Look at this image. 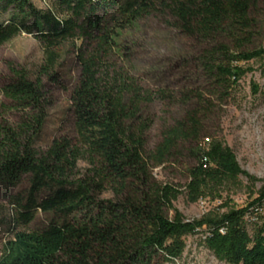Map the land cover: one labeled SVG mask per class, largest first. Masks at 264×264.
<instances>
[{
    "label": "trees",
    "instance_id": "obj_1",
    "mask_svg": "<svg viewBox=\"0 0 264 264\" xmlns=\"http://www.w3.org/2000/svg\"><path fill=\"white\" fill-rule=\"evenodd\" d=\"M260 4L264 0H54L41 10L31 0H0V47L25 34L43 51L35 75L10 67L0 90V192L16 206L24 229L6 241L0 264L173 263L183 256L185 238L199 233L221 263L264 264V187L246 206L221 215L186 220L174 207L181 195L188 203L220 199L240 186V177L252 186L259 182L223 141L207 137L204 122L251 72L242 64L264 60V46L249 49ZM150 16L164 18L182 39L174 63L190 87L150 88L135 75L123 37ZM70 59L78 68L70 94L74 138L53 139L40 151L52 106L44 82L59 85L58 70ZM252 90L256 95L258 86ZM155 103L183 114L148 151L153 120L146 109ZM175 164H184L183 187L154 180L153 169ZM24 182V195H11ZM106 193L110 197L101 199ZM37 212L61 221L26 230Z\"/></svg>",
    "mask_w": 264,
    "mask_h": 264
},
{
    "label": "rangeland",
    "instance_id": "obj_2",
    "mask_svg": "<svg viewBox=\"0 0 264 264\" xmlns=\"http://www.w3.org/2000/svg\"><path fill=\"white\" fill-rule=\"evenodd\" d=\"M41 10L52 8L54 0H31ZM255 29L249 49L264 46V5L260 4L253 15ZM123 44L127 46L135 75L146 87L157 84L171 83L183 85V75L177 71L174 55L182 47V39L175 30L164 22V18L150 16L142 20L137 29L123 37ZM43 51L39 43L31 36L20 34L0 47V90L11 78L10 67L25 68L32 75L42 64ZM244 68L251 69L240 86L232 94V99L215 111L205 122L204 128L208 138H217L229 147L240 168L255 177L259 182L253 186L244 177H240V186L231 189L229 193H222L220 199L199 200L188 203L185 195H181L174 207L186 220L200 219L205 215H221L229 209H239L246 206L257 197V192L264 187V60H252L242 64ZM60 84L44 82L45 90L52 101L48 119L42 138L37 147L40 151L46 150L53 139L68 137L73 139L74 132L71 120L70 94L74 87L78 68L75 62L67 60L58 70ZM194 77L190 84H194ZM198 84V83H197ZM197 84L191 85L197 87ZM252 84L258 86V93L253 94ZM190 87L189 84H186ZM0 101L4 99L0 95ZM147 115L153 120V125L147 133V150L152 151L161 140V131L164 126L180 117L183 112L179 107L167 109L160 103H155L146 109ZM15 113L10 112L7 118L15 121ZM183 162L186 164L189 153H183ZM184 164L165 165L153 169L154 180L162 184H172L183 187L187 181ZM84 172L86 164H79ZM28 185L22 183L11 195L27 191ZM110 197L109 193L101 199ZM16 206L0 192V256L4 244L12 237L13 232L24 230L17 224L18 212ZM172 212H169V216ZM53 221H61L50 214L37 212L33 221L26 230H39L47 227ZM252 226H249L251 230ZM204 233L185 238V251L180 260L173 263L159 260L156 264H225L217 261L215 257L203 246Z\"/></svg>",
    "mask_w": 264,
    "mask_h": 264
},
{
    "label": "built area",
    "instance_id": "obj_3",
    "mask_svg": "<svg viewBox=\"0 0 264 264\" xmlns=\"http://www.w3.org/2000/svg\"><path fill=\"white\" fill-rule=\"evenodd\" d=\"M207 143H208V140L206 139V140L204 141L203 145H205V144H207Z\"/></svg>",
    "mask_w": 264,
    "mask_h": 264
}]
</instances>
